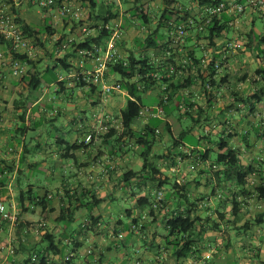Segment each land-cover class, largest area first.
I'll return each instance as SVG.
<instances>
[{
	"label": "crops",
	"instance_id": "1",
	"mask_svg": "<svg viewBox=\"0 0 264 264\" xmlns=\"http://www.w3.org/2000/svg\"><path fill=\"white\" fill-rule=\"evenodd\" d=\"M1 1L6 4L7 13L19 24L22 22L41 32L39 39L43 46L34 45L26 36L32 45L30 54L26 56L35 61L33 71L43 72L53 67L54 60L66 54H71L67 61L75 70L62 73L60 68L55 69L62 85L53 82L41 86L37 90L39 98L33 101L34 96L29 93L25 79L12 75L10 71L8 42L7 45L0 44V52L3 53L0 60V169L6 168L0 171V205L4 207L2 202L7 200L8 212L20 218L14 224L10 220L4 221L0 214V264H23L29 250L40 245L39 227L34 232L30 228L34 227L32 224L27 226V222L44 219L40 207L30 205L28 201L24 203L26 210L18 206L19 194L28 188L33 196L42 197L45 193L51 196L48 207L54 211L48 215L52 219L59 215L61 208L69 205L57 202L66 192L74 198L86 200L84 206L75 204L77 210L74 215L82 214L76 219L74 217L69 225L46 222L49 232L56 236L59 249L58 253L49 257L50 264H175L169 258L171 249L166 244L165 218L178 212H189L192 217L201 219L196 222L194 231L201 250L181 259L179 264H263L264 198L259 196V191L264 190V81L254 73L255 70L250 72L243 67L238 73L229 65L227 70H220L214 75L212 86H204L201 79H197L195 84L182 91L185 98L190 94L191 102L199 106L203 119L209 121L204 127L205 137H199V145L190 149L211 150V142L206 140L210 136L217 140L216 145L225 140L227 148L237 152L242 168L252 167L246 177V197L237 194V188L231 181L226 183L223 178H217L210 169L212 163L206 167L210 155L203 164L196 165L195 173L189 160L179 157L181 152L178 154L174 150L182 147L183 152L187 149L184 143L178 147L173 145V138L179 139L175 133L169 146L168 143L163 144V136L158 138L148 157L149 163L171 173L166 174L170 184L159 189L156 183L139 179L145 172L142 171L140 150L133 139L123 136L121 148H114L113 152L109 148L115 137L120 138L122 134L114 120L120 118L128 91L119 87L117 91L104 94L101 85L92 86L76 78L77 73L100 70L104 83H117L116 75L109 72L103 57L106 42L112 37L115 25L120 26L119 36L114 41V52L119 59L134 55L148 58L157 70L159 66L162 71L173 67L177 72L176 83H182L185 78L186 55L194 54L198 60L206 55L217 60L223 54L231 57L233 52L225 48L229 43L228 34H225L227 40L221 37L216 41V47L207 51V47L195 39L196 33L190 32L181 47L183 50H173L168 32L161 29L163 47L154 50L145 46L144 39L152 31L149 26L154 25L155 28L157 24L164 9L163 0H140L139 4L148 8L149 24L135 22L132 0H106L107 9L102 11L104 15L94 13L96 1L95 7L91 8L81 0H66L74 14L67 17L58 14V3L65 0H54L57 6L49 8H42L39 3L32 4L29 0ZM224 1L244 5L245 15H249L250 20L255 17L251 0ZM27 5H37L41 12H31L27 10ZM98 6L104 10L103 3ZM126 6L129 7L127 12ZM179 6L183 13L194 16L198 23L205 16V6L200 5L198 0H182ZM110 15L114 18L105 23L103 18ZM225 16L231 18L233 15L225 13ZM124 23L128 24L125 28ZM83 27L87 28L85 34ZM197 27L199 30L200 24ZM104 29L108 31V36L96 44L102 47L99 59L84 57L81 49L75 52L76 44L97 38ZM195 49L202 51L201 58L196 56ZM260 68L264 69V66L259 63L256 70ZM29 70L32 72V68L27 66L26 72ZM189 74L195 77L196 73L191 69ZM132 81L136 82V79ZM136 87L140 89L142 85L137 82ZM86 89L93 97H87L88 102H84L85 98L81 96ZM159 91L156 85L138 93L142 102L145 100L147 103L141 110L140 118L131 126L134 134L145 133L146 125L153 118H160L174 131L170 118L175 116L180 119V112L173 104H166L159 115ZM96 96L98 99H95ZM103 96L105 100L102 102ZM55 103L58 105L55 106ZM22 114H25L26 129L18 141L16 132L22 124ZM109 118L112 130L108 134L114 136L106 139V143L103 140L96 145L84 143L89 131L101 120L109 122ZM219 119L222 121H217ZM45 126L53 127L60 136L48 135ZM78 144H81L80 147ZM24 146L27 154L22 157ZM70 146L74 147L68 152ZM158 147L163 150L158 151ZM58 160L60 162L57 163ZM133 166L137 169H132ZM61 167L63 172L59 170ZM222 168L219 165L214 171L222 172ZM38 171L44 175L36 177ZM128 172L136 175L131 176L128 182H122L121 176ZM174 182L180 187L189 184L186 195L190 202L184 204L178 201L179 188L173 187ZM227 185L229 187L226 188ZM53 189L55 196L51 191ZM233 198L239 204L235 209ZM116 199L123 203L117 207L118 217L110 215L108 222H104L103 216L113 213L112 204ZM140 199L142 206L137 207ZM129 252L136 254L134 262L130 261Z\"/></svg>",
	"mask_w": 264,
	"mask_h": 264
},
{
	"label": "trees",
	"instance_id": "2",
	"mask_svg": "<svg viewBox=\"0 0 264 264\" xmlns=\"http://www.w3.org/2000/svg\"><path fill=\"white\" fill-rule=\"evenodd\" d=\"M81 1L88 3L91 8L95 7V0ZM181 1L182 0H163L164 9L158 17L155 29L149 32V34L144 39V44L147 48L161 50V48L163 47V45H161V41L163 39L161 29H166V31L168 32L169 22L180 23L182 21H185L187 18H193L196 23L198 22V20L195 19L194 16L189 15L187 12L183 13V9L181 8V6H179V3ZM220 1L222 0H198V3L206 7L209 4H217ZM139 3L140 0H132L133 16H136L137 19H140L141 23L149 24V19L147 18L148 8H146L145 5H140ZM244 12L245 10L240 14H243ZM238 15L239 14L232 13V17L229 18L225 16V13H222L220 15L213 16L209 23H205V18L203 17L202 21L199 23L201 26L195 35V39L204 40L205 43L203 45H206L207 51L209 49H214L216 47V41H218L228 32L232 23L231 19ZM112 18H114V16L110 15L108 17H104L103 20L105 23H107ZM20 25L24 35L29 37L34 45L43 46L42 42L39 39V35L41 34L39 30H33L22 22ZM47 30L49 31V28H47ZM107 36L108 31L104 29L102 34H100L97 38H90L87 39L83 44H76L77 46L75 52L79 49L89 50L92 45L98 44L102 38ZM247 37L248 40L244 48L252 53L264 55V35H259L254 32L253 29H250ZM187 38L188 37H186L185 39V43ZM62 40L63 39L59 41ZM0 44L7 45L6 40L1 35ZM70 55L66 54L62 56V58L55 59V64L53 67L46 68L43 72H38L33 71L35 68V61L28 58L26 54H12V58L19 59L25 62L27 66L32 68V72L29 70L21 77L22 79H25V84L30 89L29 93L34 96L33 101H36L39 98L40 92H37V90L41 88V86L48 85L53 82L58 83V85H62V82L58 81L59 76L57 75L55 69L60 68L64 72L75 70V67L67 61ZM185 59L187 61V66L185 69H183L185 78L182 83H176L177 80L175 81V75H177L176 70H173L172 72H170L169 69H167V71H162V68H160V66L157 70L146 57L137 58L134 55H129L125 59H117L116 61L107 63L109 72L119 77L117 83L115 84L128 91V97L126 99L125 106L120 112V129L122 130V134L120 135V138L115 137L113 141L114 143L112 142L109 144L110 151L113 152L114 148H121V139L123 136H127V138H129L130 140L133 139L134 145H136L137 148L139 147V149H142V151L140 150V157L143 161L142 171L145 172V175H141L139 179L142 178L152 183H156L159 189L170 184L169 177L161 170L160 167L155 166L153 163H149L148 157L150 156L152 147L156 144V140L158 138L160 139L161 136L164 135V133L173 138L172 134L175 133V131L172 132L171 126L168 123L163 122L160 118L151 119V122L148 123V125H146L145 127V133L139 132L137 134H134L131 130V126L137 121L138 118H140L141 110L145 106L138 93L146 92V90L156 85L159 86L160 89L159 109L162 110V108L166 106V104H173L180 112V119H182L183 117H186V119L189 118L193 127L207 121L203 119V111L199 110V106H197L196 103L191 102L190 97H188L190 94L185 98L182 91L190 88L192 84L196 83L197 79H201V82L204 86H212V79L217 73L216 69L214 68V62L219 61L220 58L218 60L210 58V62L207 67H204L202 65L201 61L203 60V58L201 60H198L196 59L194 54H191L189 56L186 55ZM173 63L175 62L173 61ZM191 69H194V72L196 73L195 77H191V75L189 74V71H191ZM255 74L264 81V69L260 68L256 70ZM134 79H136V82L132 81ZM137 82L142 85V88L138 89L136 87ZM91 85L93 86L94 84ZM163 98H166V100L163 101ZM18 105V102H16L15 106L18 107ZM24 115L25 114L21 115L23 121L18 129V132H16V134L20 137L22 134H24L26 129V121ZM158 128L161 129L157 131ZM111 130L112 129L110 128L106 134H103L101 136V141L103 140V143H106V139L114 136V134H108V132H111ZM185 133L186 132L183 131L178 134L179 139L173 138L174 146L178 147L179 145L183 144L182 137ZM80 145L81 144H78L79 147ZM73 147L74 146H70L68 152L71 151ZM218 149L219 152L217 154V158L215 162L211 164L210 169L212 168L213 170V168H217L219 165L223 166L224 169L222 170V172H215L213 170V174H215L217 178H223L224 182L226 183L228 181H231L237 188V194L244 195L246 197L248 195L246 177L251 172L252 167L248 166L245 169L242 168L237 152L230 148H227V143L225 142V140L221 141ZM211 150L205 152L199 150L201 151L199 152V155L202 158V162H205L208 159ZM223 150H226V152L223 153ZM26 154L27 150L26 146H24V152L21 155L22 157H24ZM178 156L188 158L191 156V154L189 155V151H187L186 149L185 151L183 150V152L181 151ZM21 160H23V158H21ZM5 170L6 168L0 169L1 172ZM135 175L136 173L134 172L125 173L121 176V181L128 182L131 179V176ZM188 186V183H186L182 187H180L176 182H174L173 184V187L179 188V190L177 191V194L179 195L178 201H182L184 202V204L190 202L186 195V191L189 190ZM227 187L229 186L227 185L226 188ZM259 196L261 198H264V190L259 191ZM50 197L51 196H48V194L46 193L42 197L33 196L32 190L28 188L26 191L19 194L17 201L18 206L23 210H26V206L24 204L25 201H28L30 205L33 204L37 207H40L41 214L43 215L47 223L59 224L62 222L64 223V225H69L71 223V220L74 218L75 211L77 210V207L75 206L76 203L84 206V203L81 201V199L74 198V196H70L68 195V192H66L65 196H63V198H58L57 202L62 203L63 205H69L66 208H61L59 211V215L55 219H52L50 215H48V213L54 211L53 208L48 207ZM140 201L141 199L138 200L136 204L137 207L142 206ZM232 204L233 209H235L239 205L236 198L232 199ZM198 221H201V219L197 218L196 216L192 217L189 212H178L170 216H166V244L171 249L169 258L172 259L175 264H179L181 259L189 258L190 256L200 252L201 247L198 246L199 242L194 238L195 224ZM42 227L44 229V233L40 237V245L35 246L31 250H29V253L23 261V264H50L49 257L59 252L57 241H55V234L53 232H49L46 225H43Z\"/></svg>",
	"mask_w": 264,
	"mask_h": 264
},
{
	"label": "built area",
	"instance_id": "3",
	"mask_svg": "<svg viewBox=\"0 0 264 264\" xmlns=\"http://www.w3.org/2000/svg\"><path fill=\"white\" fill-rule=\"evenodd\" d=\"M32 4L39 3L42 8H49V7H56L57 2L54 0H29ZM58 14L61 17H67L69 15H72V9L71 5L65 0L64 2H61L58 4ZM6 4H4L0 0V35L8 42L9 48L8 52L11 55V60L9 61L10 65V71L12 75L14 76H22L26 72L27 65L25 62L12 58V54H30V50L32 49V45L30 43V40L24 35L21 25L15 20L14 17H11L6 9ZM251 7L253 10L264 13V0H251ZM245 10V6L239 3H236L235 1H220L217 4H209L204 8L205 12V23H209L211 18L216 15H220L222 13H228V14H240L242 11ZM74 15V14H73ZM234 22L231 23L233 25ZM196 26V21L193 18H187L185 21H182L180 23H171L168 24V35L169 39L171 40L172 49L173 50H179L180 46L182 47L185 43L186 37H188L189 32L191 29H193ZM119 25H115V30L113 31L112 37L108 42H106L105 50L103 52L104 54V64L112 61H116L119 59L114 52V41L119 36ZM82 32L85 34L87 32V28L83 27ZM239 47V43H232L229 42L226 45L227 51H231L233 49H236ZM102 52V47L94 44L91 46L89 50L82 49L81 54L84 57H89L91 59H99L100 54ZM3 53L0 52V60H2ZM227 57L223 54L219 61L214 62V68L216 69L217 73L221 70V59H226ZM209 58L206 55L205 58H203L202 65L204 67H207L210 61H208ZM82 68V65H80ZM170 72L174 70L173 67L169 68ZM76 78L78 80H84V82L88 84H94V85H101L102 93L109 94L111 91H117L119 90V86L116 84L108 85L104 83L103 81V73L100 70L96 71H83L81 73L76 74ZM84 78V79H83ZM166 98H163V101H165ZM157 111L159 112V115L162 113V110L157 108ZM113 121V120H112ZM111 122V119L109 118V122H106L101 120L98 122V125L96 127H93L89 131V133L86 135L84 139V143L90 144L95 141H98V138L101 137L105 132H107L111 126L109 123ZM159 197L161 196V193L158 194ZM0 214L2 216L3 220H10L12 222H16L17 218L15 214L6 212L4 207L0 205ZM34 259V256H33ZM68 260V259H67Z\"/></svg>",
	"mask_w": 264,
	"mask_h": 264
},
{
	"label": "rangeland",
	"instance_id": "4",
	"mask_svg": "<svg viewBox=\"0 0 264 264\" xmlns=\"http://www.w3.org/2000/svg\"><path fill=\"white\" fill-rule=\"evenodd\" d=\"M96 1V3H97V7L94 9V13H96V14H103L104 15V12H102V11H105L106 9H107V6H106V0H95ZM100 3H103L104 4V10L102 9H100L99 8V4ZM126 11L125 12H127L128 11V8L129 7H127L126 6ZM27 10H29V11H31V12H35V11H38V12H41V10H40V8L37 6V5H27ZM248 13V12H247ZM242 15H245V12L243 13V14H239L238 16H236V17H234V18H232L231 19V21L232 22H234V24L233 25H230V28H229V30H228V32H227V34H228V41L229 42H232V43H239V47L238 48H236V49H233V50H231V52H233L232 54H231V57H227L226 59H221V70H227V68L229 67V65H232L231 67H233V68H235L236 70H238L237 72L238 73H240V72H242V68L244 67V68H246V69H248V70H251L250 72H253V70H255L256 71V69L258 68V66H259V63L262 65V66H264V55H261V54H256V53H252V52H250V51H248V50H246L245 48H244V46H245V44H246V42H247V40H248V37H247V34H248V32H249V30L250 29H253L254 30V32H256L257 34H259V35H264V13H260V12H255L254 13V16L255 17H252V20H250L251 18H250V16L249 15H245V17L244 16H242ZM157 16H159V14H157ZM135 22H138V23H140L141 22V20L140 19H137V17L135 16ZM126 25H128L127 23H124L123 24V28H125V26ZM199 25V23L197 22L196 23V26L193 28V29H191L190 30V32H195V33H197V26ZM201 26V25H200ZM149 29H151V30H154L155 28H154V25H150L149 26ZM43 30V29H42ZM190 32H189V34H190ZM223 39H225V35L223 36ZM225 40H227V39H225ZM200 41V43L202 42V44H204L205 43V41L204 40H199ZM206 46V45H205ZM180 48H181V46H180ZM179 48V49H180ZM181 50H183V48H181ZM181 52V51H180ZM195 54H196V56L199 58H201L202 57V51L200 50V49H195ZM212 56V55H211ZM211 59H212V57H210ZM209 58V59H210ZM217 60V59H216ZM226 60V61H225ZM175 63H176V61H175ZM62 73H64V71H62ZM255 73V72H254ZM116 79H119V77L116 75ZM75 91H76V89H75ZM86 92H83L82 93V95L81 96H83L85 99H84V102H85V100H86V102H88V98L87 97H89V98H91V99H93V97L90 95V93H89V91H88V89H86L85 90ZM88 91V92H87ZM79 94V92L77 91V95ZM54 95V94H53ZM53 95H50V96H53ZM95 99H98L97 98V96H96V98ZM105 100V96H103L102 97V102ZM126 103V102H125ZM143 103L146 105V101L145 100H143ZM87 103H85V105H86ZM55 106L56 105H58V103H55L54 104ZM175 107V106H174ZM236 107V106H235ZM86 115H87V117L89 116V111L88 112H86ZM229 118V117H228ZM217 121H222V119H219V120H217ZM170 122H171V124H172V127H173V129H174V131H175V134L178 136V134H180L181 132H183V131H185L186 133L183 135V137H182V139H183V143H184V145L187 147V151H189V155L191 154V156L190 157H188V158H186V157H183L184 159H186V160H189V162L188 163H190V164H192L193 165V171L195 172V173H197V171H196V167H198V166H196V165H198V164H203V162H202V158L200 157V155H199V150H196V149H190V147H196V146H198L199 145V141H198V138L199 137H205V133H204V127L206 126V125H208V123H209V121L208 122H204V123H202V124H200L201 126L200 127H193L192 126V123H191V121H190V119L189 118H187L186 119V117H183L182 119H177V117H175V116H173V117H171L170 118ZM114 124H116V127H118V129L119 130H121L120 128H121V126H120V118H116L115 120H114ZM45 128V131L47 130L48 131V135H50V133H51V135H52V137H57V136H60V135H58V132L56 131V130H53L54 128L53 127H50L49 128V126H45L44 127ZM55 135H57V136H55ZM101 138L102 137H99L98 138V141H95V142H93L95 145L97 144V143H99L100 144V142H101ZM162 141H163V144H165V143H168V145L167 146H169L170 144H172V139H171V136H169L168 134H166V133H164V135H163V137H162ZM17 140L18 141H20L21 140V138L18 136L17 137ZM165 140H167V141H165ZM206 140H210V142H211V145H210V147H211V151H210V158H209V161H208V163L206 164V167L208 168V166L211 164V163H214L215 162V160H216V158H217V154H218V152H219V149H218V145H216V142H217V140L214 138V136H210V137H207L206 138ZM68 141H70V138H68ZM28 142V141H27ZM161 143L162 142H160L159 144L161 145ZM162 144V145H163ZM49 146L50 145H48V147H47V149L49 148ZM138 149H139V147H138ZM137 149V150H138ZM159 149H161V148H157V150L159 151ZM139 150H141L142 151V149H139ZM161 150H163V149H161ZM176 152H178V153H180L181 151H182V147L181 148H178V149H174ZM173 150V151H174ZM186 150V149H185ZM184 150V151H185ZM191 150V151H190ZM226 152V150H223V153H225ZM23 153V152H22ZM53 153H54V151H53ZM160 156H162V155H160ZM39 157V156H38ZM193 157V158H192ZM58 162H60L59 160L57 161V163ZM132 169H137V167L136 166H133V168ZM224 168H222V170H223ZM59 170L61 171V172H63V170H62V167L61 168H59ZM161 170L165 173V174H167V175H171V173L167 170V169H164V168H161ZM213 170H216V168H213ZM36 177L37 176H43L44 174H42V173H40V171H38V172H36ZM32 179H33V177H32ZM52 192H53V195L55 196L56 195V192H55V190L53 189V190H51ZM81 201L82 202H84V203H86V200H84V199H81ZM3 205H4V209H5V211L6 212H8V211H10L9 210V202H7V200H3ZM119 204H123L120 200H117L116 199V201H113V204H112V208H113V213L112 214H105L104 216H103V221L104 222H108V220H109V217H110V215L111 216H113V217H115V218H117L118 217V215L116 214V210H117V207H118V205ZM125 206H127V203L125 204ZM81 214L82 213H79V214H76V215H74V217H75V219L76 218H78V217H80L81 216ZM16 215V218H17V220H16V222H14V224H17L18 223V221L20 220V218L18 219V216H17V214H15ZM33 225L34 227H30L31 229H33V231L34 232H36L35 230L39 227V231H38V233H37V235H39V237H41L42 235L41 234H43L44 233V229H43V225L42 224H45L46 225V220H40V221H30V223L29 222H27V226L29 227L30 225ZM61 224H63L64 225V223H62L61 222ZM76 225V224H75ZM15 228V227H14ZM32 231V230H31ZM35 239V238H34ZM128 241L130 240V237L127 239ZM127 241V242H128ZM142 248H143V246H142ZM136 254L135 253H133V252H129V256H130V261H135L136 260V256H135Z\"/></svg>",
	"mask_w": 264,
	"mask_h": 264
}]
</instances>
